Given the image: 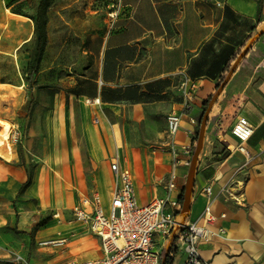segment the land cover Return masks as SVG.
Segmentation results:
<instances>
[{
  "label": "crops",
  "instance_id": "0c3cea01",
  "mask_svg": "<svg viewBox=\"0 0 264 264\" xmlns=\"http://www.w3.org/2000/svg\"><path fill=\"white\" fill-rule=\"evenodd\" d=\"M20 1L0 0L1 22L13 21L17 15L27 18L28 25H32L28 37L11 49L33 37L31 18L12 9ZM120 2L122 12L115 19L117 29L101 39L92 38L85 50L91 61L84 73L73 91L55 98L54 109L46 114V136L34 171L20 162L17 155L11 160L0 156V259L4 260L0 264H16L15 253L28 256L31 264H45L47 251L37 243L61 232H54L58 219L51 217L41 223L43 216H65L81 195L93 192L106 204L115 186L116 177L111 170L115 159L131 170L134 187L135 173L140 186L139 191L135 187V192L141 205L155 195L180 200L188 168L183 163L186 155L181 148L194 143L200 104L225 79L253 37L222 89L224 108L213 121L225 147L226 141L236 143L230 128L239 115L245 116L254 126L248 142L252 158L246 162L244 155L225 147L228 157L221 166L212 163L206 170L208 166L202 165L196 172L185 221L201 216L206 204L201 190L211 184L217 196L213 212L218 218L212 227L214 233L198 243L201 256L208 264H264V31L258 35L264 26V0L258 18V0ZM5 35L3 31L0 51L9 52L11 49L2 47L7 45L6 41L13 43L14 38L8 40ZM185 81L187 85L183 86ZM184 88L191 89L188 95ZM181 89L183 98L177 100L176 90ZM192 97L200 102L193 103ZM146 109L181 113L174 141L182 163L175 169V187L171 190L167 188L172 170L169 149V160L158 153L149 162L146 151L126 154L121 146L122 138L130 130L122 113L136 118L146 115ZM225 109L232 113L226 124ZM120 152L126 154L124 161ZM234 156L236 166L229 162ZM86 170L91 172L90 182ZM28 178L29 183L22 187ZM232 179L243 180L241 203L221 190ZM221 213L225 216L221 217ZM167 251L169 256L177 254ZM99 255L100 244L96 257ZM71 256L79 260L75 254ZM176 257L181 258V264L183 254L178 252Z\"/></svg>",
  "mask_w": 264,
  "mask_h": 264
},
{
  "label": "rangeland",
  "instance_id": "374dc122",
  "mask_svg": "<svg viewBox=\"0 0 264 264\" xmlns=\"http://www.w3.org/2000/svg\"><path fill=\"white\" fill-rule=\"evenodd\" d=\"M38 3L39 0H21L17 8L12 9L31 16L34 29ZM118 3L119 0H49L43 12L46 43L33 72L29 68L34 50L33 37L23 42L17 49L10 48L28 37L32 30V25H28L29 20L14 15L15 20L13 21L9 20L4 23L0 21V40L3 31H6V39L14 38L13 43L10 44L6 41L7 45L2 47L11 49V52L0 51V121H6L12 126L10 141L13 155L11 156L14 158L17 155L19 161L27 163L32 171L39 164L42 142L46 136L48 123L46 114L54 109L55 98L63 93L67 94L73 91L80 75L84 73L85 67L91 61L85 50L92 38L100 36L101 39L108 32L117 29L118 21L116 20L119 13L122 12V9L118 8ZM113 12L114 15L111 16L110 13ZM220 83L211 97L217 91ZM176 91L178 93L177 100H182L183 90ZM222 92L223 90L216 96L209 113L207 124L212 121L208 128L206 127L207 133H205L204 145L198 158L197 170H200L202 165L208 166L206 170H209L212 163L221 166L228 157L223 142L217 136L216 124L213 122L214 119L216 120V115L221 112V108H224L221 105ZM142 99H146V97ZM191 101L195 103L199 100L192 97ZM206 107L204 102L200 104L199 121ZM145 113L146 115H139L136 118L130 115L125 116L122 113L121 116L126 119L130 130L122 138L121 146L126 149V154L127 151L136 153L146 151L149 155V162L158 153L169 160L168 112L162 109H146ZM223 114L224 123H229L232 113L225 109ZM107 115L109 119H113L109 110ZM199 123L194 143L191 146L190 159L194 152ZM125 153H121L122 161L126 157ZM229 162L232 166H236L238 163L235 156ZM86 172L87 180L90 182L91 172L89 170ZM133 176L136 190L139 191L140 186L135 173ZM51 217L58 219V226L54 228V232L57 230L62 234L71 232L74 236L70 239V245L65 248V251L59 246L42 247L37 243V246L46 249L48 263L63 261L67 254L71 256L72 253L79 260H87L98 255V238L86 226L75 220L71 210L68 209L65 216H56L55 213L44 215L41 223L43 221L45 223ZM176 244L177 237L175 236L167 237V240L164 238L156 240L161 257L165 254L168 255L167 249L172 250L173 247H176V252L173 253L178 254L180 250ZM177 254L168 255L169 264H180L181 258L176 257ZM15 255L16 253L14 257ZM3 261L0 259V262ZM47 262L45 264H48Z\"/></svg>",
  "mask_w": 264,
  "mask_h": 264
},
{
  "label": "built area",
  "instance_id": "2783aa9c",
  "mask_svg": "<svg viewBox=\"0 0 264 264\" xmlns=\"http://www.w3.org/2000/svg\"><path fill=\"white\" fill-rule=\"evenodd\" d=\"M120 5L119 0L118 8ZM110 15L113 16L114 12ZM186 85L187 81L183 82V86ZM190 90L184 88V93L188 95ZM185 105L187 106V103ZM180 122L181 113L168 114L169 151L172 156L168 190L175 187V169L182 163L180 150L174 141ZM253 131L252 123L245 116L239 115L230 128L236 143L226 141V149L241 153L248 162L252 158L248 142ZM181 151L187 156L183 163L188 166L191 147L183 146ZM111 170L116 181L110 200L106 204L97 192H93L81 195L71 209L75 220L86 226L98 238L100 255L79 261L67 254L65 260L48 264H160L161 255L156 240L172 236L177 237L176 246L184 256L182 264H208L199 252L198 243L210 238L214 233L212 227L218 218L213 212V202L217 196L211 184L205 185L201 190L206 197L201 216L195 221L179 222L178 217L182 215L180 200L155 195L147 204L141 205L136 197L131 170L121 166L116 159L111 162ZM221 190L232 200L241 203L239 194L243 190V180L232 179ZM220 216L224 217L225 213H221ZM217 228L218 231H223L221 227ZM73 236L71 232L58 233L57 236L41 239L38 243L41 246H59L65 251ZM175 249L176 247H173L170 250L171 255L176 252ZM14 260L16 264H31L29 257L22 254H16Z\"/></svg>",
  "mask_w": 264,
  "mask_h": 264
},
{
  "label": "water",
  "instance_id": "95a60500",
  "mask_svg": "<svg viewBox=\"0 0 264 264\" xmlns=\"http://www.w3.org/2000/svg\"><path fill=\"white\" fill-rule=\"evenodd\" d=\"M264 31V26L258 31V35H260ZM255 39V37L251 38L250 42L245 46V48L240 52V54L237 56L235 61L233 62L227 76L225 79L220 83V85L217 88V91L215 94L211 97V99L208 102V105L200 119V125H199V130L197 134V140L194 145V152L192 154V157L189 162V167L186 175V181L185 185L183 188L182 192V203H181V214L184 215V220L187 216V214L190 211V203H191V197L193 193V187L195 183V176L197 172V165H198V158L200 155V152L203 148L204 145V137H205V132H206V125L209 117V113L211 111V108L213 106L214 100L216 96L222 91L224 88L225 84L227 83L231 73L234 71L235 67L239 63L240 59L246 54V52L249 49V44ZM167 254L163 255L161 257V264H165Z\"/></svg>",
  "mask_w": 264,
  "mask_h": 264
},
{
  "label": "trees",
  "instance_id": "16d2710c",
  "mask_svg": "<svg viewBox=\"0 0 264 264\" xmlns=\"http://www.w3.org/2000/svg\"><path fill=\"white\" fill-rule=\"evenodd\" d=\"M48 3H49V0H39L38 6H37V14L35 17L34 29H33L34 50H33V53L31 55V60L29 63L30 64L29 68L31 69V72H33L34 68L36 67V65H37V63L41 57L44 45L46 43L45 20L43 18V12L45 10V7H47ZM257 3H258L257 4V18H258L260 16V12H261V8H262V0H258ZM15 12L19 13L18 11H15ZM20 14H22V13H20ZM23 15H25V14H23ZM29 17H31V16H29ZM209 98H211V95H209L208 99L206 101H204L205 105H208ZM29 181H30V178H28V180L22 185V187L27 185L29 183ZM180 201L182 202V194L180 196ZM160 264H161V261H160ZM165 264H169L168 255L166 256Z\"/></svg>",
  "mask_w": 264,
  "mask_h": 264
},
{
  "label": "bare ground",
  "instance_id": "6f19581e",
  "mask_svg": "<svg viewBox=\"0 0 264 264\" xmlns=\"http://www.w3.org/2000/svg\"><path fill=\"white\" fill-rule=\"evenodd\" d=\"M0 156L5 160H11L13 149L11 145L12 126L6 121H0ZM127 162L130 165V155L127 156ZM179 222L184 221V215L178 217Z\"/></svg>",
  "mask_w": 264,
  "mask_h": 264
}]
</instances>
